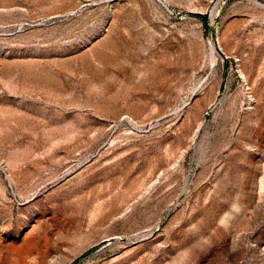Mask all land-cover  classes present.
Returning a JSON list of instances; mask_svg holds the SVG:
<instances>
[{"label":"rangeland","instance_id":"obj_1","mask_svg":"<svg viewBox=\"0 0 264 264\" xmlns=\"http://www.w3.org/2000/svg\"><path fill=\"white\" fill-rule=\"evenodd\" d=\"M0 264H264V0H0Z\"/></svg>","mask_w":264,"mask_h":264},{"label":"bare ground","instance_id":"obj_2","mask_svg":"<svg viewBox=\"0 0 264 264\" xmlns=\"http://www.w3.org/2000/svg\"><path fill=\"white\" fill-rule=\"evenodd\" d=\"M216 46H212V53H213V57H215L216 56V48H215Z\"/></svg>","mask_w":264,"mask_h":264}]
</instances>
